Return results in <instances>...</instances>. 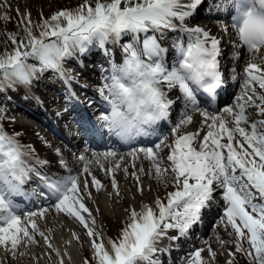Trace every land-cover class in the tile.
<instances>
[{"label": "snow or ice", "instance_id": "6c2138e0", "mask_svg": "<svg viewBox=\"0 0 264 264\" xmlns=\"http://www.w3.org/2000/svg\"><path fill=\"white\" fill-rule=\"evenodd\" d=\"M202 3L95 0L93 6L85 0L75 9H62L48 18L41 14L37 22L32 21L31 12L22 15L20 34H8L13 47L0 52V92L18 84L31 85L48 71L70 87L75 76L65 71L64 61L87 53L93 45L111 55L108 45L112 43L120 44L122 63L111 65L99 89L108 107L96 117L91 131L126 143L149 135L147 129L159 122L171 123L177 102L169 97L172 89L179 90L177 99L184 110L171 126V142L168 135H160L152 146L134 147L128 153L133 159L142 153L152 162L155 176L165 177V185L170 183L173 190L167 191L166 202L156 197L155 209L143 203L139 211L128 210V221L117 240H105L98 231L86 203L92 199L89 180L82 175L91 176V185L99 192L104 185L89 167L99 165L111 176L112 188L119 195L115 172L124 157L118 151L93 152L92 160L79 155L77 159L84 162L80 174L69 170L67 175H49L37 167L48 161L34 157L35 150L20 142L19 133L10 134L0 127V246L12 256L21 247L37 243L35 234L39 233L58 264H64V255L71 259L69 254H61L37 223L46 217L48 208L19 212L11 198L35 175L40 181L38 195L52 200L56 212L73 218L86 230L96 264H161L158 245L168 231L176 233L168 237L173 243L187 239L214 206L222 212L220 221L233 230L236 252L244 253L251 264H264V0H217V10L231 6L233 11V59L239 61L243 51L248 60L238 74L241 93L236 103L212 112L200 104H209V97L225 82L220 68L221 40L199 25L185 23ZM16 11L19 14V9ZM175 32L184 33V37L178 36L166 47V35ZM170 49H174V62ZM232 78H237L235 70ZM196 112L203 117L200 126L181 132L193 123ZM56 152L60 154L59 149ZM109 162L112 166L105 167ZM60 164L67 168L63 159ZM132 176L139 182L136 172ZM139 191L143 194L142 186ZM72 236L79 241L76 232ZM204 251L193 249L184 264H208ZM208 251L215 257L210 247ZM84 264L92 261L85 259Z\"/></svg>", "mask_w": 264, "mask_h": 264}, {"label": "bare ground", "instance_id": "6f19581e", "mask_svg": "<svg viewBox=\"0 0 264 264\" xmlns=\"http://www.w3.org/2000/svg\"><path fill=\"white\" fill-rule=\"evenodd\" d=\"M216 3H217V0H203L201 7L194 13V15L192 17L188 18V20L185 21V23H187L189 26L199 25V26L205 28L206 30H209L212 35H215L216 37H218L221 40L220 47H221L222 55L220 57V62H221L220 68L224 71H228L229 75L232 78L233 70H235L236 74H240L243 71L242 68L239 69V67H238L239 62L237 60H234L233 55H232L233 51H234L233 43L236 40L235 30L232 27L233 11H231L232 15H230V12L227 13L225 9L217 10L215 7ZM228 7H230V6H228ZM215 14H217V16H215ZM218 14H220L221 17L218 16ZM222 17H224V18H222ZM225 28L227 29V31H225ZM175 33H178V32H175ZM179 33L182 37H184V33H182V32H179ZM170 34H174V33H170ZM95 47H93L91 50H88L87 53L95 50ZM87 53H85V54H87ZM85 54H83V56ZM88 59L89 58H86V60H88ZM66 60H68V58ZM70 60H72V59H70ZM92 62H94V64L98 63V61H96V62L92 61ZM171 62H173V61H171ZM83 63H89V62L83 61ZM81 65H83V64H79L77 71H79L81 69L82 71L87 72V70ZM77 71H75V72H77ZM45 75H47V74L45 73ZM43 80L44 79H40L39 83H41ZM61 81L63 83L62 85H56L58 83L57 81H49L48 80L47 82H45L48 85H49V82H50V84L52 83L51 85L53 88H51L52 90H50V91H54L53 95H55L57 97H59V96H58L56 91L62 90L64 87V84H65L62 79H61ZM41 90L44 91L45 93H48V91H49V90L47 91L44 89H41ZM93 92H95V90H93V89H87L84 86L81 88V82L76 77L73 81H71L70 87L68 90H63V92L60 91V93H62L61 94L62 98L67 99L68 101H70L73 104V108L71 111L75 110L77 112L79 118L81 119L82 126L84 128V130H83L84 136L86 138H88L89 140L98 141L99 145L96 146L97 147L96 149L98 151L97 153H102L101 150H103V149H101V148H103L105 146L106 147L110 146V147H112V149H116L117 147H119V145L124 144V143H122L121 141H119L115 137H109V136H103L102 137L99 134H96L95 132L91 131V127H89L91 125L90 111L87 109V105L83 104V102L86 101L85 97L89 93L92 94ZM240 93H241V88L239 89V91H237L236 97L239 96ZM180 96H181V94L179 93L178 89H172L169 92V97L171 99L177 100V102L175 104H173V107H172V112H176L177 114H175V115L177 117H178V113L182 112L184 110L181 100L177 99V97H180ZM98 97H99L98 101L101 104L107 105L101 96L98 95ZM236 97L232 101V104L220 105V110H222V108L225 106L234 105L236 103ZM47 99L48 98L44 99V98L40 97V98H38V100L34 99V100L26 101L24 104H22L20 106L21 107L20 111L12 112L14 110H11V112H8L7 115L10 118H13V117H11V114H13V116H17V119L19 121H21V122H23V121L27 122L28 121L30 123L35 122L36 118L39 119V121H43V122H45L44 119H46V121L48 123H50V121H53L54 117L55 118L62 117L61 114H57V113L55 114V116L53 115V111L49 107V100L50 99H48V101H47ZM29 104L34 105L33 109L28 108ZM42 105H45L46 108L42 107ZM88 106H90V108L93 109V107H92L93 105H91L90 103ZM179 107L181 109L179 110V112H177V108H179ZM200 107L204 108L206 106H204V104H200ZM173 108H174V111H173ZM63 110H64V107L61 109V111H63ZM209 111L212 112V110H209ZM249 111L253 112V113L255 112L254 109H249ZM70 112H68V114H70ZM4 113L6 114V111H4ZM256 118L257 117L255 115H253V119H256ZM13 121H15V120H13ZM202 121H203V117L198 112L193 113V123L191 125L186 126L188 128L187 131H195L196 128H198L200 126ZM26 124L29 127H32L29 123H26ZM159 124L160 123H158L156 125V132L159 129H161ZM54 125L57 126L58 122H55ZM160 125L163 126V122H161ZM168 127L169 126H167L166 128H168ZM154 130H155V125L152 126V128L147 129V131L149 132V137L145 138V136H142V137H138L137 140L145 141L146 139L152 138L153 136L156 135V134H153ZM203 134L204 133L202 132L201 136H203ZM88 144L92 147V145L90 143H88ZM82 145H83V141H80V139H78V143L74 144V145H69V146H67L65 144L64 145H60V144L58 145V149L60 150L61 156L66 158L65 162H66L67 166L70 164L72 167V168L70 167V169H69V170H71V174H80L82 172L83 167H84L83 162L79 161L78 159L71 157L73 153L77 154V152H79V149H81ZM134 147H143V146L139 144V145L133 146L132 149ZM165 150L168 151V149H164V151ZM129 152H130V150L124 152L123 161H129V155H128ZM46 161H48V163L45 166L41 167V166L37 165V167L40 171H42L44 173L45 172L51 173L55 176H61V175L69 174V170L64 168L60 164V162H56L53 160H46ZM146 162L151 163V161L148 160L147 158H145L144 155L141 153V154H139V156L136 159H133V164H135V168L133 167V164L132 165L128 164V166H124L123 163H121L120 169L116 170V172H115V179L117 180L118 186H119V192H120L119 195H116L115 190L112 188L111 180L109 177H107L106 172H102L101 174H99V171H97L98 173L95 174L96 177H98L104 185V187L99 192H97L95 190V188L92 187L91 182L88 179L89 175L86 173H84L82 175V179L87 178L89 180V187H90V190L92 191V199L87 200L86 203H87V206L93 211V215L97 221L98 231H102L105 227L106 213L112 215L115 212V210H117V209L120 210V207L116 205V202L118 199L123 204L127 203V200H129V201L131 200V206H135V207H137V205L139 206L144 201V196L139 191V187L142 186L143 191H144V189L146 188V186H145L146 184L143 183V181L145 180V177L147 175H150V177H151V172L154 171L152 168H148V171L146 172V170L144 169ZM89 167H91V165H89ZM125 168L128 169L127 173L124 171ZM141 168H143L144 171H140ZM96 169H97V166H96ZM133 172H136V174L140 177L139 182H137V180L132 176ZM104 181L109 182V184L107 182H104ZM21 190L23 192L20 191V193L11 197L14 204L26 202V199L28 198V196L30 194V192L27 189V187L25 186V184L22 186ZM125 192L127 193L129 199L127 198V196H125V194H124ZM137 192H139V195H136ZM49 204L51 205L50 208H48V206H47ZM52 204H53L52 200L46 199V201L43 202L41 205L32 206L29 209L19 210V212L26 213L28 211H38L40 208H48V212L46 213V217L44 219H37V223L40 225L41 230L46 231V234H48L50 236L52 243L57 248L60 249L62 255H64L65 253L70 255L71 259L68 258V255H64V261L77 264V262H79L84 257V255L86 254L85 248L91 246L90 245V238L86 235V230L77 221H75L73 218L67 217L63 213L56 212L55 208L52 207ZM33 205H35V204H33ZM217 209H218V207L214 206L210 210L211 211L210 213L215 215V213L217 212ZM212 210L215 211V213ZM22 218H24V217H22ZM207 223H209V221ZM198 228L199 227L197 226L193 230H196V229L198 230ZM49 229H50V231H48ZM73 231L79 235V237H80L79 241H77L76 239L73 238V236H72ZM69 240L71 241L70 245L66 244V241H69ZM41 243L43 246L40 249L37 248L38 243H30L27 245V247H21L17 252H23L24 253L22 255L23 259H25L27 254H30L33 261L38 260V259L42 260L43 255H45V256L47 255L48 247H47V244L42 237H41ZM173 248L174 249L177 248V250L179 249L176 246H173L170 249H173ZM219 248H222V246L220 244H219ZM167 249H164L163 252L165 253V251H167ZM182 253H183V251H181V254ZM9 254H11L10 251L5 250L2 246H0V264H8V262L10 263L9 257H7ZM84 261L85 260H82L81 263L82 262L84 263Z\"/></svg>", "mask_w": 264, "mask_h": 264}, {"label": "rangeland", "instance_id": "374dc122", "mask_svg": "<svg viewBox=\"0 0 264 264\" xmlns=\"http://www.w3.org/2000/svg\"><path fill=\"white\" fill-rule=\"evenodd\" d=\"M73 1H81V2H85V0H0V41L3 40L4 37V30L11 26L10 24H12V22H14L15 20L20 21V19L22 18V15L28 12H31V18L35 20H40L41 19V14L43 17L47 16L51 10L56 9L57 7L63 6L65 8H70V4ZM16 9H19V14L17 13ZM230 15H232V13L230 12ZM7 16V18H6ZM224 18V17H222ZM177 37V33L174 34H170L168 33L165 37V46H169L173 43V41L176 40ZM125 39H127V37H125ZM108 48L111 51V59L114 62V64H120L122 63V52L120 51V44H112L109 43ZM96 51H99L101 53H103V51L98 48L95 47V50L83 55H75V57H70L68 58V60H65L63 63V67L65 69V71L69 72L70 70L72 72L77 71V68L80 64V62H89V63H93L92 61H98V63L100 61H103L104 58H109V55H104L102 56V58H99L100 56H98L96 54ZM86 58H89L88 60H86ZM72 59V60H70ZM83 60V61H82ZM248 60V56L246 52L241 53V59L238 61L240 68H243L245 66L246 61ZM171 61L174 62L173 59H171ZM244 65V66H243ZM107 69V70H106ZM106 71L111 72V69L106 68ZM93 74H95V76L100 77V78H105L102 74H97L95 73V70H93ZM45 73L47 75H45ZM43 74H41L39 76V78L35 79L31 85H28L24 90L21 91H14L10 97L9 100L7 101V103L5 104V111L6 114L8 112H11V110H14L12 112H17L20 111L21 109V105L24 104L26 101L29 100H38V98H48L51 99V96L53 95L54 91H50L52 90V83L49 85L45 82L49 81H57L58 83L56 85H62V81L61 78L59 76H57V74L53 71H48L45 72ZM90 73V71H89ZM100 73V72H98ZM110 74V73H109ZM74 75V74H73ZM108 76V75H107ZM40 79H44L41 83H39ZM39 83V84H38ZM239 83H241V81L239 80ZM98 85L101 87L103 85L102 80H99ZM19 88H23L22 84H18L17 85ZM41 89L44 90H49L48 93H45L44 91H42ZM94 90V89H93ZM237 93H235V96L233 97V100L235 99ZM55 96V95H54ZM102 97V96H101ZM27 98V99H26ZM232 100V101H233ZM15 101V102H14ZM12 107V108H11ZM34 105L33 104H29L28 108L29 109H33ZM180 108V107H179ZM52 109V108H51ZM180 110V109H179ZM53 111V115L55 116V114H61L62 118H63V111H58V110H54ZM11 117H16L13 116V114H11ZM58 118V117H57ZM56 118V119H57ZM179 117H177L173 123L176 122V120ZM17 121V120H15ZM15 121H13V123H15ZM17 124L16 128L20 133V139L25 145L27 146H31V148H33L35 151L33 152V155H35L34 157L40 159V160H53L56 162H60L61 159H63L65 161V157H62L61 154H57L56 149H58V145H67L69 146V144L66 141H63L60 138H57V136H55V134H52V132H48L46 131L44 128L39 127L37 124L36 127H26L22 124L19 123H15ZM61 124V123H60ZM0 127H2V125L0 124ZM171 127V126H170ZM168 127V128H170ZM4 130H6L7 132H9L8 127H2ZM188 128H182L181 132L187 131ZM172 138V136L170 135L168 137V142H171L170 139ZM75 140L77 138H74ZM149 139H146L145 141H138V142H147ZM172 140V139H171ZM20 141V142H21ZM21 142V143H22ZM32 144H31V143ZM22 143V144H23ZM77 142H74V144H77ZM124 144L119 145V147H117L116 149H112V147H103L101 149V152L104 151H108V150H116L118 151V153L123 156L125 151L130 150L132 148L126 149L125 147H121ZM139 145V144H137ZM141 145V144H140ZM83 147H81V149H79V152H77V154H72L71 157L77 159V157L79 155H85L89 160H92V153L93 152H98L97 149H91V146L88 144H86V142H83ZM136 146V145H135ZM143 146V145H142ZM152 146V144H151ZM144 147V146H143ZM120 148L122 150H120ZM125 149V150H124ZM95 150V151H94ZM167 150L164 151V153H166ZM74 160V159H73ZM113 162H109L105 165V167H111ZM121 163H123L124 166H128L133 164V159L131 156H129V161H121ZM84 165V162H83ZM97 166V169H96ZM64 167V166H63ZM71 165L69 164L67 166L66 169H70ZM65 168V167H64ZM72 168V167H71ZM148 168H152V162H146L145 163V167L144 169L146 170V172L148 171ZM154 170V169H153ZM90 171L93 175H95L96 173H98L97 171H99V174H101L102 172H105L104 170H102L99 165L93 163L91 164L90 167ZM153 175V176H152ZM96 176V175H95ZM107 177L110 178L111 180V176L107 174ZM98 178V177H97ZM91 182V176H89L88 178ZM99 179V178H98ZM121 179V178H120ZM165 177H156L154 174V171L151 172V177L150 175H147L145 177V180L143 181V183H145L146 188L143 191V196H144V201L137 207L135 206H131V200H127V203L123 204L121 203V201L118 199L116 202V205L120 207V210H115V212L110 215L108 213H106V218H105V227L102 230L103 236L105 238V240L107 239H112V240H117L119 238V235L121 233L122 228L125 226L126 222L128 221L129 215H130V210L131 208H135L137 211L140 210L141 205L143 203H146L150 206H154L153 208H156V205L154 203L156 197H160L162 200H164L166 202V193L167 191H171L173 190L171 184L169 183L167 186L165 185ZM167 179L170 180V175L167 177ZM107 182V181H104ZM109 184V182H107ZM125 196H127V198L129 199L127 193H124ZM123 194V195H124ZM136 195H139V192H137ZM123 198V197H122ZM219 199V198H217ZM48 208L51 207V205H47ZM219 210V213L216 214L215 216H213V220L212 223L211 221H209V223L206 224V233L203 234L201 237L195 239V235H192L191 238V233L187 239L186 244H182L185 247H189L188 245H190V243L192 242H197L195 244V246L190 250L192 251L195 248H204L205 251L202 253V256L207 260L208 264H229V261L231 262V264H251V262L249 261V258L242 252H236V244H235V235L233 233V230L231 229L230 226H225L224 223H222L219 219V217L222 215V212ZM211 214V213H210ZM207 213L204 214V216H206ZM213 214L209 215L211 218ZM207 218H203V221H206ZM211 223V224H210ZM193 232H198V230H193ZM176 233L172 230L168 231L167 237L163 238L158 247L162 249L161 253H159L158 255V259L161 261V264L164 261V255H163V250L164 249H170L173 246L178 247L175 243L171 242L168 237H171L173 235H175ZM194 238V241H193ZM35 239L38 243L37 248L40 249L43 245L41 243V236L39 235V233L35 234ZM217 240V241H216ZM205 241H207V243H205ZM191 243V244H192ZM219 244L222 246V248H219ZM209 247L212 249V251H214L216 253L215 257L211 256V253L208 251ZM244 247L247 249L249 247V245L247 244V242H244ZM86 250V254L84 255V257L77 262V264H83V262L81 263L82 260L87 259L92 261V264H96L94 256H93V250L91 248V246L85 248ZM189 249V248H187ZM180 250V249H179ZM181 251L180 250V254H179V258L181 255ZM188 251V250H186ZM189 251V252H190ZM179 251H175V254L177 255ZM235 253L234 256H230L229 253ZM21 252H17L16 256H12L11 254H9L7 257H9V261L8 264H58V258L55 256L54 252H51L50 249L47 250V255H43L42 260L38 259V260H32L31 255L27 254L25 259L22 258V255H20ZM51 253V255L49 254ZM184 253V251H183ZM182 253V254H183ZM165 254V253H164ZM166 256V254H165ZM177 258V257H176ZM176 258H173V260H176ZM179 258H177L179 260ZM57 261V262H56ZM180 261V260H179ZM178 261V262H179ZM174 262V261H173ZM64 264H76V263H71V262H65ZM178 264H184V260L181 263Z\"/></svg>", "mask_w": 264, "mask_h": 264}, {"label": "trees", "instance_id": "16d2710c", "mask_svg": "<svg viewBox=\"0 0 264 264\" xmlns=\"http://www.w3.org/2000/svg\"><path fill=\"white\" fill-rule=\"evenodd\" d=\"M90 3L95 4V0H89ZM84 2L81 1H73L70 4V8H65L63 6L57 7L56 9H53L50 11V13L45 16L44 18H48L50 17L52 14H54L56 11L62 10V9H75L77 8L80 4H82ZM36 18L32 19L33 22H37L39 20H35ZM11 26L7 27L4 30V37L3 40L0 41V52H3L4 50H11V48L13 47L8 39V34L10 33H16V34H20V26H19V21L15 20L14 22H12V24H10ZM93 47H95V45L91 46L89 48V50H91ZM30 63H36L35 61L30 60ZM41 75V74H40ZM39 75V76H40ZM39 76L37 78H39ZM36 78V79H37ZM34 81V80H33ZM28 85H23V88H19L17 85L14 88L11 89H7L3 92H0V112L2 110V108L4 107V103L6 104L7 101L9 100L10 95L14 92V91H21L24 90ZM5 111V109H4ZM84 264V263H83Z\"/></svg>", "mask_w": 264, "mask_h": 264}]
</instances>
